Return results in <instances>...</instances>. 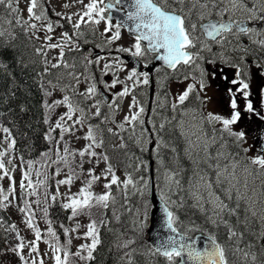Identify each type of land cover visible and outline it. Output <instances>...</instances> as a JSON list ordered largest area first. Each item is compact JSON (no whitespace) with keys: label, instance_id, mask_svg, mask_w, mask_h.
<instances>
[{"label":"snow or ice","instance_id":"1","mask_svg":"<svg viewBox=\"0 0 264 264\" xmlns=\"http://www.w3.org/2000/svg\"><path fill=\"white\" fill-rule=\"evenodd\" d=\"M46 3L47 0H27L24 18L20 0H0V49L12 51L22 70L35 73V83L45 97L41 105L45 111L43 123L48 125L43 139L49 146L40 153L39 161H25L23 155L16 156L13 129L30 109L19 101L20 87L15 73L0 61V74L12 83L0 103L8 104L7 114L14 117L6 125L3 122L6 113L0 111V181L5 178L9 181L7 189L0 187V210L15 207L34 238L25 240L18 226L14 223L5 226L2 217L0 229L14 234L17 243L10 250L19 256L21 264H44L45 256L53 264H75L76 258L86 264L94 260L93 253L101 243L99 229L109 224L106 218L109 209L117 222L121 210L133 215L132 236L125 239V233H120L116 244L125 264H135L133 257L138 253L135 247L138 244L146 247L151 257H162L165 264H264V133L257 134L254 145L245 147V131L233 129L241 120L235 99L237 92L246 100L244 111L264 121V114L247 99L250 91L244 78L253 67L264 75V28L258 27L264 24V0H87V3L73 0L63 7L76 4L82 7L70 14L55 13L56 21L47 15ZM65 23L70 30L54 35L57 28H65ZM122 31H127L132 39L127 47L118 45L115 52L127 53L133 61L131 68L119 55H110L111 46L122 38ZM21 34L26 41L23 49L18 45ZM89 35L93 39L98 37L102 43L95 47L109 55L93 56L91 51L85 54L81 45L89 43ZM241 37H247L255 50ZM38 40L41 43L37 46ZM27 44L33 46L32 55L38 59L26 55ZM217 47L219 51L214 50ZM53 50L57 55L49 57ZM229 50L233 55L228 54ZM69 53L79 56L70 62L66 58ZM250 55L254 57L251 61L247 59ZM78 61L82 71H77ZM204 63L212 66L213 79L219 74L228 80L225 70H235L236 79L230 83L239 84V88L236 92L228 89L233 97L229 118L200 110L211 101V97L202 95L209 74ZM93 66L99 69L100 78L92 71ZM189 67L199 70V78L192 72L176 75ZM53 70L62 71L54 79H46L53 76ZM125 71L121 79L119 73ZM162 71L176 75L181 83L189 79L192 82L176 94L170 105L166 104L167 92L164 101L158 99L157 108L167 107L171 115H162L154 108L146 120L147 109L138 99L136 89L148 86L152 73ZM109 75L111 80L103 79ZM81 83L86 85L83 91ZM118 85L120 90L114 92ZM56 91L62 97L49 102L47 98ZM192 94L199 109L185 106ZM261 95L264 96V89ZM129 96L128 112L117 122L115 114ZM58 107L66 111L53 124L51 114ZM105 108L106 113L102 111ZM96 118H100L101 124L115 125L106 131L121 141V149H126V140H131L140 150V156L125 153L128 163L123 180L116 175L115 166L104 150L105 130L100 124L90 123ZM84 129L83 136H78ZM57 130L58 137L53 135ZM124 133L129 135L126 137ZM66 137L82 138L87 143L74 150ZM253 148L256 154L249 156ZM184 161L189 162L188 168L184 167ZM86 163L92 167L85 172ZM101 163L105 167L97 174ZM17 167L21 170L19 197L14 178ZM49 169H53L51 177ZM62 173L64 178L55 179ZM85 176L83 186L72 193L74 180ZM50 178L55 185L52 192L48 191ZM102 180L103 191L93 192V186ZM61 186L68 191L62 194ZM133 197L138 199L135 207L131 203ZM57 203L62 210L70 211L69 221L80 215L91 217L93 208L101 216L99 222L90 219L83 237H77L90 243L81 244L75 252L71 251L72 233L79 230L80 224L71 229L60 224L66 238L61 244L49 218V209ZM33 204L47 225L44 230L38 226ZM190 209L199 213L202 223L193 219L195 213L190 215ZM221 228L225 230L223 242L218 238ZM145 235L150 242L146 246ZM41 242L49 249L43 255L39 252Z\"/></svg>","mask_w":264,"mask_h":264},{"label":"trees","instance_id":"2","mask_svg":"<svg viewBox=\"0 0 264 264\" xmlns=\"http://www.w3.org/2000/svg\"><path fill=\"white\" fill-rule=\"evenodd\" d=\"M19 33V29L17 31ZM26 43L25 38L20 35V40L18 41V45H20L21 49H23L24 44ZM35 44L38 46L39 43L36 41ZM31 44H27L26 48V55L31 57L32 59H38L35 58L32 55ZM83 52L87 54L90 51V45L89 44H83L81 45ZM78 53H69L67 54L66 58L71 62L74 58L78 57ZM15 54L10 50H4L0 49V61H3L4 63H7L11 70L15 73L16 76V82L18 83L20 90L17 92V96L19 97L20 102H25L27 106L29 107L30 111L27 113V115L24 116L23 120L19 122L18 126L13 129V135L17 139V145H16V156L23 155L24 160H33V161H39L40 160V153L45 151L48 148L47 142L43 139L44 133L47 131L48 125H45L43 123V118L45 115V111L42 108V101L45 99L43 97L42 93L38 89L37 84L35 83V73L32 72L30 69L22 70L19 65L15 63ZM40 65H36V69L39 70ZM77 71H82V68L79 66L78 61V67ZM92 71L95 73V75H98V71L95 66H93ZM58 72V71H57ZM56 75V74H55ZM54 76L47 77L54 78ZM27 79V80H26ZM12 86L11 81L5 77L4 75L0 74V98L4 96V94L7 92L8 88ZM7 108L8 104L0 103V111H3L6 113V119H4V123L7 125L8 120H13L14 117L12 115L7 114ZM25 124H30L31 127H25ZM10 126V125H9ZM31 128V129H30ZM106 144L108 142L115 141V137L113 139H105ZM105 150L106 146H105ZM114 156L119 157L117 153V149L114 150ZM108 152V151H107ZM133 153H136L137 156H140V150L135 147L134 145V151ZM185 166V165H184ZM51 169H49L50 171ZM50 187L48 189L49 192H52L54 190V180L52 179L50 181ZM34 200L35 197H32ZM136 202V198L133 201ZM36 207V205H35ZM2 212V213H1ZM125 210H121V213H125ZM0 213L4 215L5 218L4 221H6V224H10V221L13 220L14 223L17 224L19 229L23 228L22 219L19 222L18 219H14V217H10L6 215L5 210H0ZM195 213L193 215V219H197L199 216V213L196 212L195 209H190L189 214ZM69 212H66L62 210L59 206V203H57L55 206L51 207L49 209V218L53 221V227L55 228L58 236L60 237V243H63V230L60 228V224H66L67 217ZM182 217H184V213L181 212ZM108 216L112 219L111 213L108 214ZM8 217V218H7ZM37 217V223L38 226L44 230L46 229L47 225L45 221L41 218V212L39 209H37L36 212ZM200 219V218H198ZM122 228H126L129 226V223H125V217L123 215L122 218ZM118 225L116 223L110 224L106 227H103L101 230V243L97 246L96 251L93 253L95 259L87 262V264H125V262H122L120 260L121 255L123 254L121 250H118L116 247V240H117V233H118ZM221 235L224 236L220 237L223 240L225 239V230L221 228ZM132 236V229L130 230V233L128 237ZM16 244L15 236L14 234H8L3 229H0V264H21V261L19 259L18 255H15L10 250L14 245ZM148 244V241L146 237H144V245L146 246ZM138 248V251L140 250L139 247H141L139 244L135 246ZM146 250V247H144ZM160 261L157 262L158 264L161 263L163 258L159 257ZM164 261V260H163Z\"/></svg>","mask_w":264,"mask_h":264},{"label":"rangeland","instance_id":"3","mask_svg":"<svg viewBox=\"0 0 264 264\" xmlns=\"http://www.w3.org/2000/svg\"><path fill=\"white\" fill-rule=\"evenodd\" d=\"M47 1H48V2L50 3V5L55 9V11H58V12H60V13H65V14H70V13H72V12H75V11H77L80 7H82V6L79 5V4H76L74 7H68V8L63 7V5H64L65 3H68V4L71 5V4L73 3V0H47ZM85 3H87V0H85ZM19 6L21 7L23 17H24V18H27V11H26L27 0H20V5H19ZM102 30H103V25L100 26V31H102ZM61 31H62V30H58V29H56L54 35L59 36V34H60ZM131 39H132V38L129 37V36L127 35L126 32L122 31V38H121L120 41H118L117 43H114V44L111 46L112 51H115V48H116L118 45H123V46L127 47V46L129 45ZM90 41H91V40H89V42H90ZM94 41H96L97 44L102 43V41H101L98 37L95 38ZM97 49H98V48H97ZM99 55H109V53H107V52H101ZM110 55H111V56H117V54H116L115 52H114V53L111 52ZM247 59H248L249 61H251V60L254 59V57L250 55V56L247 57ZM103 63H104V61H101V65H102ZM126 65H127V64H126ZM127 68H129L128 65H127ZM97 69H98V68H97ZM252 70H253V72L251 73V77H252L253 75L257 74V72L259 71V70H257L255 67H253V68L251 69V71H252ZM125 75H126V71H125V72H120V73H119V76H120L121 79H123ZM97 77H98V76H97ZM103 79H104V80H111V79H112V76H111L110 79H105V77H103ZM183 84H186V83H183ZM85 86H86V85H85L84 83H81V85H80V91H83L84 88H85ZM172 86H173V85H172ZM182 86H183V85H176V86H174V88H176V89H177V88H178V89H181ZM146 87L148 88V86H146ZM120 88H121V86L118 85L117 88L114 89L113 91H114V92H117V91L120 90ZM218 88H219V86H218ZM205 94H206L207 96H209V95L211 94V89L208 88V89L205 91ZM61 97H62V93H60L59 91H56V92L53 94L52 97L47 98V99L49 100V102H51L52 100L60 99ZM217 97H218V95H217ZM130 101H131V97H130V96H129V97H126V98L123 100V103H122V106H121L120 111H118V112L115 114V120H116L117 122L122 121L124 115L127 114V112H128V104L130 103ZM204 109L207 110V111H209V109H211V110L213 109L214 111L220 110V108H219L216 104H214V103L212 102V100L207 104V106H206ZM65 111H66V108H64V107H58V108H56L55 111L51 114V121H52V123L54 124L55 121H56V119L59 117V115H61V114H62L63 112H65ZM107 111H108V110H107ZM223 117H224V116H223ZM224 118H229V117H224ZM90 123H92L93 125H96V124H97V122H93L92 120L90 121ZM105 124H106L107 128H108V127H113V128H115V125L112 124L111 122H105ZM262 125L264 126V123H263ZM100 126H101V124H100ZM217 127H219V125H217ZM84 131H86V129L81 130L79 133H77V135L82 137L83 134H84ZM106 134H107V135H106V138H108V139H112V138H113L112 136H110V135L107 133V131H106ZM255 134H256V133H255ZM53 135L58 137V135H59V130H57V132H56L55 134L53 133ZM124 135L127 137L129 134H128V133H124ZM253 136H254V135L250 134V136H249L250 139H249V143H248L247 147L250 146V145H253V142L255 141V138H253ZM66 139H68V140L70 141V148H71V149H74V150H78V149L83 148L84 145L87 143V142H86L85 140H83L82 138H81V139H76L75 137H66ZM120 143H121V141H120L118 138H116L115 141H113V142H108V143H107V145H106V149H107V151H108L107 154L110 156L111 161H112V163H113L114 166H115V169H116V175H117L118 177H120L121 180H123V179H124V173H125V165L128 163V159H127V156L125 155V153L127 152L129 155H130L131 153H133V151H134V144H133V142H132L131 140H126V143H127L128 147H127L126 149H121V148L119 147ZM149 147H150V146H149ZM116 149L118 150L117 153H118L119 157H115V156H114V152H115L114 150H116ZM98 151H100V150L98 149ZM255 154H256V149H255V148H253V151H251V152L248 153L249 156H252V155H255ZM77 160H79V157H77ZM15 163H16L17 165H19L20 161H19V160H16ZM188 165H189V164H188ZM189 166H190V165H189ZM189 166H187V167H189ZM36 167L38 168V167H39V164H37ZM90 167H92V165L86 163V164L84 165L85 172H86L87 169L90 168ZM104 167H105V165H104L103 163H101L100 166L96 169V173L99 174L100 171H101V169H103ZM128 171H131V169H128ZM189 174H190V173H189ZM49 176L51 177V173H49ZM14 178H15V181H16V196L19 197V196H20L19 182H20V179H21V170H20L19 167H17L16 170H15ZM62 178H64V174H63V173L61 174V176L55 177V179H62ZM32 179H33L34 181L37 179V177H36V175H35V169L33 170ZM85 179H86V176H85V177H82V178L79 179V180H74L73 185H72V187H71V192H72V193H76V192H78L79 189L83 186V181H84ZM50 181H51V178L49 179L48 184H50ZM104 182H105V181L102 180V181H100L97 185H94L93 188H92V191L95 192V193H100V192H102V191H103L102 184H103ZM54 186H55V185H54ZM0 187H3L4 189H7V188L9 187V181H8L7 178H5L4 180L0 181ZM113 188H114V187H113ZM60 191H61V193L63 194V193H65V192H67L68 189H67L66 186H61ZM113 192L116 193V188L113 189ZM31 199H32V198H31ZM118 200H119V195H118ZM17 201H18V200H17ZM17 201H16V202H17ZM136 205H138V199H137V198H136V202H135V204H134V207H135ZM117 206H118V205H117ZM32 207H33L34 209H36L34 206H32ZM11 208H13V209H11ZM8 209L10 210V212H11L12 214L15 215L16 218H18V220H19V222H20V221H21V218H22V214L19 213L18 210H17L15 207H9ZM110 210H111V209H110ZM111 211H112V210H111ZM125 211H126V210H125ZM36 212H37V209H36ZM69 215H70V213H69ZM90 219H92V217H89L88 215H80V216L74 218L72 221H69V220L67 219L66 224H64L66 227H68V228H70V229L73 228V227H75V225H76L77 223L80 224V228H79V230H78L77 232L72 233L71 251L75 252V251L77 250V248H78L81 244H84V243H90V240H85V239H83V238H77V237H83V234H84V233L86 232V230H87L86 226H87V224L90 222ZM125 220L128 221V223H129L128 225H129V226H132V223H131V222H132V220H133V215H132L131 213H129V212L126 211V213H125ZM233 221H234V220H233ZM97 222H98V221H97ZM22 233H23V232H22ZM24 236H25L28 240H32V239L34 238L31 232L28 233V234H26V235H24ZM123 238L126 239V238H129V237H123ZM63 240H64L63 243H65V241H66L65 236L63 237ZM63 243H62V244H63ZM47 251H49V249H48V245L45 244V243H43V242H41V243L39 244V252H40V254L43 255V254H44L45 252H47ZM24 255H25L26 258L28 257V251H27V248H26L25 251H24ZM148 256H149V255H148ZM148 258H149V259L144 258V261H150L152 264H158L157 262L160 261L157 257H152V258H151V257H148ZM133 259H134V261H135V264H138L139 261H138L137 259H135L134 257H133ZM146 259H147V260H146ZM85 263H86V262H84V261H80L78 258H76V260H75V264H85ZM143 263H144V262L139 263V264H143ZM44 264H53V262H52L50 259H48L47 256H45V257H44Z\"/></svg>","mask_w":264,"mask_h":264},{"label":"flooded vegetation","instance_id":"4","mask_svg":"<svg viewBox=\"0 0 264 264\" xmlns=\"http://www.w3.org/2000/svg\"><path fill=\"white\" fill-rule=\"evenodd\" d=\"M46 7L48 8L47 15L55 21L56 15L53 13L51 7L46 3ZM66 25V24H65ZM67 27V25H66ZM68 28V27H67ZM230 39H233L230 37ZM241 39L249 45L252 49H255V45L251 44V41L247 37H241ZM234 40V39H233ZM235 44V42H233ZM255 46V47H254ZM215 51H219L218 47L214 48ZM229 51V55H230ZM232 54V53H231ZM204 55L207 57L208 54L204 53ZM205 68L209 69V74L206 77L207 81V88L205 91L210 88L211 89V94L209 97H211V100L214 104H216L220 110L214 111L213 109H209V111L203 109H200L204 111L205 113L207 112H212L214 114H218L220 116L224 117H230L233 109L231 108V100H232V95H230L228 89H232L233 92H236V89L239 88V84H232L230 81L232 79H236L235 76V70L234 69H226L225 74L228 76V80H224L221 78V76L218 74L215 79L211 77V65H208L204 63L203 65ZM184 72H192L193 75H195L197 78H199V70L193 71L192 68H184L181 70L180 73H177L176 75H181ZM251 71L248 73L246 77V82L249 84V91L250 95L247 97L248 100H250L253 104V107L257 109V111H260L262 114H264V96L261 95V90L264 89V75H260L259 71L257 74H255L256 78L250 77ZM176 75L171 74L170 72L167 73L165 71H162L159 74L152 73L151 78H150V83L148 85V88L146 86H143L141 88V92L137 93L138 99L142 101L144 106L147 109V114L145 116V119L149 116H152V110L154 108H157V101L158 99L161 101L165 100L164 93L167 92V100L166 104H169L172 102L173 98L176 96L178 92H181L188 83H191V79L188 81H183L182 83L176 79ZM173 77V78H172ZM111 75H109V78L105 79H110ZM170 78V79H169ZM175 78V79H174ZM186 83V84H183ZM162 84L164 87H162ZM173 85V86H172ZM176 85H183L181 89H176L174 86ZM219 86V88H218ZM102 88V85H101ZM151 88L153 89V93L151 96V101H150V90ZM205 93H202L204 95ZM218 95V97H217ZM236 103H237V110L241 112V120L237 125H233V129L236 131H239L243 129L246 133V138H247V144L244 146L247 147L249 143V136L250 134L254 135L253 138L256 139V136L258 133H264V126L262 125L264 121L259 120L258 117H256L252 113H247L244 111L246 100L242 93H236L235 95ZM185 106L188 108H196L199 109V104L198 101L196 100L195 94L190 95L189 100L185 102ZM157 111L160 112L162 115H168L170 113V110L166 107L164 109H159L157 108ZM157 121L159 120V116L155 117ZM256 133V134H255ZM255 141L253 142L254 145ZM199 218V217H198ZM196 219L197 223H202L203 220L201 219ZM184 219V217H182ZM235 220V218H233ZM220 232L218 233V235Z\"/></svg>","mask_w":264,"mask_h":264},{"label":"bare ground","instance_id":"5","mask_svg":"<svg viewBox=\"0 0 264 264\" xmlns=\"http://www.w3.org/2000/svg\"><path fill=\"white\" fill-rule=\"evenodd\" d=\"M258 27H259V28H264V24H260V25H258ZM17 31H18V29H17ZM233 42H235V40H233ZM26 80H27V79H26ZM103 112L106 113L107 111H106V110H103ZM97 123H98V124H101V123H100V118L97 120ZM103 125H104V123L101 124V126H103ZM30 129H31V128H30ZM112 139H113V138H112ZM188 164H189V162H187V161H184V162H183V165H185V166H184L185 168H188V167H187V166H189ZM131 203H132V202H131ZM125 223H128V221L125 220ZM144 258H145V257L141 258V259L139 260L138 264H139V263H142V262H144L143 264H151L150 261H144ZM146 260H147V259H146Z\"/></svg>","mask_w":264,"mask_h":264},{"label":"water","instance_id":"6","mask_svg":"<svg viewBox=\"0 0 264 264\" xmlns=\"http://www.w3.org/2000/svg\"><path fill=\"white\" fill-rule=\"evenodd\" d=\"M115 15V14H114ZM125 58L127 59V61L129 62V64L132 66L133 65V61L131 59V57L129 55H125Z\"/></svg>","mask_w":264,"mask_h":264}]
</instances>
